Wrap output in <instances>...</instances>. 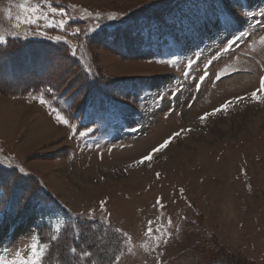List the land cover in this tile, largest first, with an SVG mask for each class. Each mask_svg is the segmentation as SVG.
<instances>
[{
    "label": "rangeland",
    "instance_id": "1",
    "mask_svg": "<svg viewBox=\"0 0 264 264\" xmlns=\"http://www.w3.org/2000/svg\"><path fill=\"white\" fill-rule=\"evenodd\" d=\"M212 6L213 0H0V36L6 40L0 48L13 41H47L62 43L85 64L96 57L112 81L100 83V96L123 111L120 122L98 127L91 104L73 119L56 108L47 90L26 95L0 90V166L22 168L44 187L43 197L17 225L0 213V257L12 259L16 250L27 254L29 234L40 238V227L51 229L44 236L49 240L82 218L103 225L95 264H169L193 251L205 253L212 263L264 264V103L250 96L264 77V0H226L229 38L245 29L230 52L213 44L214 26L201 28L194 38L170 22L210 13ZM33 8L53 23L63 12L65 28L48 27L42 19L39 26L26 23ZM241 9L250 15L242 16ZM125 27L130 60L86 41ZM90 29L95 31L89 34ZM197 46L203 54L191 71L185 62L176 67L156 62L175 52L190 58ZM140 55L151 59L134 60ZM165 86L157 107L152 100ZM41 93L46 105L38 102ZM236 97L245 99L237 104ZM229 100L234 103L227 114L209 115L201 123V116ZM49 105L69 124L57 123ZM71 125L77 132L93 131L73 136ZM177 132L165 149L152 152ZM149 154L150 163H134ZM125 235L130 237L126 244ZM49 253L50 248L45 264Z\"/></svg>",
    "mask_w": 264,
    "mask_h": 264
},
{
    "label": "trees",
    "instance_id": "2",
    "mask_svg": "<svg viewBox=\"0 0 264 264\" xmlns=\"http://www.w3.org/2000/svg\"><path fill=\"white\" fill-rule=\"evenodd\" d=\"M125 31L126 27L115 33L101 31L86 41L91 46L98 45L101 49L127 60L131 54ZM140 56L134 60L151 59L149 56ZM0 76L3 82L0 84V90L2 92L4 90L8 95H13L10 90H14L15 95L50 90L49 99L54 102L56 108L66 114H72L73 119L80 114L83 115L87 105L101 98L99 89L102 81L112 82L101 72L96 57L89 58L88 64L87 62L85 64L74 57L62 43L47 41H13L1 47ZM4 85H7V89ZM15 86L17 88H14ZM0 184L7 187L6 199L0 203V213H3L12 225L17 224L33 203L43 197L41 192L44 187L38 179L19 177L16 170L0 166ZM20 200H24V203L20 204ZM8 204L10 207H7ZM50 231L48 226L38 228L40 239L50 243L48 264L97 262L95 259L99 247L97 239L103 232V225L98 221L75 218L67 223L55 240L52 239L53 235L46 240L44 236ZM73 248L76 249L75 252L72 251ZM205 258V253L193 251L179 256L169 264H222L208 262Z\"/></svg>",
    "mask_w": 264,
    "mask_h": 264
},
{
    "label": "snow or ice",
    "instance_id": "3",
    "mask_svg": "<svg viewBox=\"0 0 264 264\" xmlns=\"http://www.w3.org/2000/svg\"><path fill=\"white\" fill-rule=\"evenodd\" d=\"M50 11L53 15H56L58 10L55 8H51ZM33 15L31 18H28L25 22L32 25H38L39 20H44L45 24L48 27H57L63 30L65 28V21L63 20L64 13L59 12V15L61 19L58 22L53 23L47 15H44L38 11V8L32 9ZM240 14L247 18L250 13L246 14V9H241ZM261 16H264V11H262ZM99 20V17L96 18ZM110 20H117L118 18L116 16H110ZM171 23L174 24H180L182 30L189 36H192L194 38H198V33L201 28L207 27L209 25H212L216 28L215 36L213 37V44H219L220 48L219 51L221 52H230L231 49L239 42V40L244 39V30L239 32H234L231 34L229 38V31H230V23H229V16L227 14V7H226V0H213V6L212 11L209 13L207 11H202L201 14L193 17L191 15H186L183 18H172ZM261 25H264V21L260 22ZM228 25V26H226ZM100 25L97 24L96 28H99ZM248 27L251 28L252 24L249 22ZM89 34L91 31H95V29L87 30ZM76 35H80L79 30H76ZM59 39V38H57ZM6 43V40L3 36H0V45H3ZM203 50L197 46V51L192 52V56L190 58L185 59L182 57L179 52H175L171 55V57L167 59H160L156 62L158 63H167L171 67H176L178 62H185L187 65V68L189 71H191L192 66L197 63L198 55H202ZM73 55L75 53L73 52ZM184 76H188L189 72H184ZM217 79H220V75L218 74ZM177 79L174 77L173 80ZM168 86H165L163 89L159 90L157 92V95L153 98L152 104L156 105L157 107L162 103V101L165 98L166 95V89ZM50 91V90H49ZM261 93V95H257V93ZM117 95H120L119 92L116 93ZM251 100L253 102H260L264 103V77L260 78V86L255 91H252L250 93ZM82 98V97H81ZM123 98V97H122ZM244 97H236L235 103H239L240 101L244 100ZM38 102L41 105H46L47 100L44 97V94L41 93ZM129 103H133L132 100H129ZM139 105L141 107L144 106L145 103V97L143 95H140L139 99ZM233 101L229 100L226 101L224 104H222L219 108L214 109L211 113H207L204 116L200 117L201 123L206 121L209 115H216L217 113L223 112L227 114V112L230 110V107L233 106ZM70 107V105H69ZM49 108L51 109V115L54 116V119L57 123H62L65 125L69 124V120L65 118V116L62 114L61 111H57L55 108H52V106L49 105ZM90 113L93 117L94 122L98 127L104 126L107 127L109 124H115L120 122V118L122 116L123 111L121 109H118L115 105L103 100L102 98H97L94 103L90 105ZM73 136L79 135L80 137H86L90 132L93 131L91 127H89L87 130L79 131L76 130V125H71ZM190 131V129H188ZM181 133L177 132L174 133L172 137H170L168 140H165L162 144H160L158 147L154 148L152 150L153 153H157L165 149L172 141V139H175V137L179 136ZM153 159L152 154H149L148 156L142 157L139 161L134 162L137 166L144 165L145 163H150ZM19 177H23L27 175L24 173V170L21 168L17 171ZM6 191L7 187L4 184H0V203L3 202L4 199H6ZM27 199V197H25ZM20 204L24 203V200H20ZM158 206H161V201L158 198L156 201ZM101 210L105 211L104 209V202L101 203ZM91 215V214H90ZM162 231V230H161ZM153 235H155V232L153 231L151 227V223L149 224L148 228V239L151 240ZM29 239L31 240L30 244V251L27 254H24L21 250H16L14 257L12 259H4L3 257H0V264H45V258L47 255V251L50 248V244L44 242L39 237H37L34 233L29 234ZM53 240L56 239V237H52ZM130 237H127L125 235L124 241L122 243L126 244V241L129 240ZM158 246V245H157ZM73 252L76 251L75 248L72 250ZM116 260H119V257H116Z\"/></svg>",
    "mask_w": 264,
    "mask_h": 264
},
{
    "label": "bare ground",
    "instance_id": "4",
    "mask_svg": "<svg viewBox=\"0 0 264 264\" xmlns=\"http://www.w3.org/2000/svg\"><path fill=\"white\" fill-rule=\"evenodd\" d=\"M2 111V110H1ZM5 112L7 111V110H4ZM3 112V111H2ZM3 117H4V115H3ZM38 126L39 127H42V125L41 124H38ZM46 127V126H45ZM44 127V129H46V131H48V132H50L49 134H51V133H54L55 131H54V129L52 128V129H48V128H45Z\"/></svg>",
    "mask_w": 264,
    "mask_h": 264
}]
</instances>
